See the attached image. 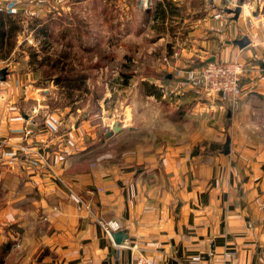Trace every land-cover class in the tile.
Listing matches in <instances>:
<instances>
[{
  "label": "crops",
  "instance_id": "crops-1",
  "mask_svg": "<svg viewBox=\"0 0 264 264\" xmlns=\"http://www.w3.org/2000/svg\"><path fill=\"white\" fill-rule=\"evenodd\" d=\"M171 1L147 21L163 51L135 70L140 107L118 131L65 126L58 111L37 121L24 84L0 74V264H128L135 244L159 264H264V0L238 14ZM210 59L242 64L236 110L188 87L164 105L147 91Z\"/></svg>",
  "mask_w": 264,
  "mask_h": 264
},
{
  "label": "rangeland",
  "instance_id": "rangeland-1",
  "mask_svg": "<svg viewBox=\"0 0 264 264\" xmlns=\"http://www.w3.org/2000/svg\"><path fill=\"white\" fill-rule=\"evenodd\" d=\"M162 1L170 11L177 7ZM0 5L11 12L16 27L0 47V72L11 69L24 84L25 111L38 113L37 121L58 111L65 126L94 125L98 135L115 123L131 124L140 107L136 71L156 62L163 51L153 43L157 27L163 26L151 28L147 22L163 13L156 0H2ZM147 8L152 13H145ZM160 80L159 104L186 87ZM154 103L146 99L141 104Z\"/></svg>",
  "mask_w": 264,
  "mask_h": 264
},
{
  "label": "built area",
  "instance_id": "built-area-1",
  "mask_svg": "<svg viewBox=\"0 0 264 264\" xmlns=\"http://www.w3.org/2000/svg\"><path fill=\"white\" fill-rule=\"evenodd\" d=\"M223 5L225 9L232 12L236 7H242L240 0H223ZM220 16L221 13L214 14L215 18H220ZM242 71V64L237 59L225 62L210 59L200 66H193L184 70L176 81L177 88L190 87L200 93L204 99L215 97L222 102H227L231 110H236L240 106L239 102L243 95V88L240 83ZM179 93H183V91H178L177 95ZM24 133L27 135L30 131L25 129ZM37 156L41 159V162L47 164V160L42 154ZM100 225L110 239H112L111 234L113 231L118 230L120 227L119 223L114 220L102 221ZM130 250L136 252V257L128 264H159L156 258L146 256L144 251L139 249L136 244L131 246ZM231 253L233 252L231 251Z\"/></svg>",
  "mask_w": 264,
  "mask_h": 264
},
{
  "label": "trees",
  "instance_id": "trees-1",
  "mask_svg": "<svg viewBox=\"0 0 264 264\" xmlns=\"http://www.w3.org/2000/svg\"><path fill=\"white\" fill-rule=\"evenodd\" d=\"M160 6V3L158 4V7ZM16 27L14 26V20L11 12L5 11L4 9L0 8V47L6 38L8 36L9 32L14 30ZM124 76V75H123ZM128 78L129 76H124ZM58 79H61L58 77ZM147 91L150 93L157 94L158 96L160 95V92L157 91V89L151 87L147 88Z\"/></svg>",
  "mask_w": 264,
  "mask_h": 264
},
{
  "label": "water",
  "instance_id": "water-1",
  "mask_svg": "<svg viewBox=\"0 0 264 264\" xmlns=\"http://www.w3.org/2000/svg\"><path fill=\"white\" fill-rule=\"evenodd\" d=\"M239 11H240L239 7H236L235 10H233V12H234L235 14H238ZM247 41H248V40H246V37H242V38H240V40H239V44L244 45V44L247 43ZM0 74H2V72H0ZM119 128H120V126H119L118 124L115 123V124L113 125V127H112V131H113V132L118 131ZM113 235H114V234H111V236L114 238ZM120 243H121V242H120Z\"/></svg>",
  "mask_w": 264,
  "mask_h": 264
}]
</instances>
